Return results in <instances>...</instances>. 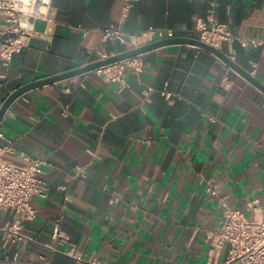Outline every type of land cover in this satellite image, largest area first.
Here are the masks:
<instances>
[{
  "label": "crops",
  "instance_id": "crops-1",
  "mask_svg": "<svg viewBox=\"0 0 264 264\" xmlns=\"http://www.w3.org/2000/svg\"><path fill=\"white\" fill-rule=\"evenodd\" d=\"M212 3L234 36L264 39V0H135L125 14L124 0H52L53 21L34 20L27 45L0 59V107L21 85L128 50L129 43L103 38L110 24L128 35L183 27V37L197 38L195 19L207 18ZM231 46L234 61L264 85V42ZM228 48L225 42L220 50ZM140 59L141 71L128 68L125 83L91 70L31 89L9 106L0 136L16 151L5 157L43 160L48 186L31 198L36 216L24 231L53 242L59 220L84 260L30 243L8 246L10 259L0 264H95L90 257L98 264H219L226 249L211 251L209 236L224 205L247 217L254 203L264 205V92L192 44L154 48ZM225 72L227 87L220 84ZM9 217L0 211V224Z\"/></svg>",
  "mask_w": 264,
  "mask_h": 264
},
{
  "label": "built area",
  "instance_id": "built-area-1",
  "mask_svg": "<svg viewBox=\"0 0 264 264\" xmlns=\"http://www.w3.org/2000/svg\"><path fill=\"white\" fill-rule=\"evenodd\" d=\"M135 0H124V14ZM213 4L207 18H196L193 30L202 42L221 49L223 43H228L226 54L234 60L235 49L231 46L237 41L243 47H255L264 42V39L236 37L226 23L218 21L213 15ZM52 0H0V17L4 22L0 24V59L7 62L14 53L21 51L28 43L32 34V24L36 19H50ZM27 21L30 25L25 24ZM183 27L176 29H162L148 27L139 34L128 35L118 25L110 24L103 29L104 39H115L131 44L130 48L139 47L154 40L184 36ZM129 48V49H130ZM108 56H102L103 59ZM142 62L140 54L130 56L109 64L101 65L92 71L102 76L107 81L125 83V72L128 68L141 71ZM227 71L231 68L227 66ZM226 71V72H227ZM220 79V84L227 87L230 79L227 73ZM151 88H147V94ZM167 99L172 94L163 92ZM16 151L13 141L3 142L0 136V211L8 212L10 217L0 224V244L3 255L2 261L9 260L6 251L8 246L20 244L26 247L30 243H39L33 235L24 231V225L36 216V211L31 205V198L35 195L45 196L48 190L43 178L44 161L20 152L27 161L25 164H16L8 160L5 155ZM82 170L78 169L77 174ZM208 191L215 192V187L210 183ZM59 221V220H58ZM54 224L51 238L53 242L39 243L53 252H63L74 259L84 260L82 252L69 241L68 237L60 230L59 222ZM211 251L217 252L226 249L225 259L219 264H264V205L254 203L252 216L247 217L241 209L224 205L221 221L209 236ZM68 244V248L62 246ZM17 258L15 253L13 259ZM45 263L48 258L40 257ZM92 263L98 264L96 257H90Z\"/></svg>",
  "mask_w": 264,
  "mask_h": 264
},
{
  "label": "water",
  "instance_id": "water-1",
  "mask_svg": "<svg viewBox=\"0 0 264 264\" xmlns=\"http://www.w3.org/2000/svg\"><path fill=\"white\" fill-rule=\"evenodd\" d=\"M175 43H188L195 45L197 47L206 49L212 53H214L217 57H219L226 65H228L233 71L240 74L244 78H246L248 81H250L252 84H254L258 89H260L262 92H264V85L256 79L253 75L249 73L246 69L242 68L240 65H238L233 59H231L224 51L217 49L213 46H210L198 38H190V37H183V36H177L173 38H165L160 40H155L152 42H149L147 44H144L139 47L130 48L126 51H123L121 53L110 55L103 59H97L95 61H92L90 63H87L83 66L76 67L74 69L65 71L63 73H59L56 75H52L49 77H45L43 79H37L31 82H28L24 85H21L20 87L16 88L14 91H12L7 98L4 100L3 104L0 107V122L5 114V112L8 110L9 106L12 104V102L23 93L40 87L44 85H48L60 80H64L70 77H74L83 73H86L88 71H91L101 65L109 64L124 58H128L133 55L144 53L148 50L158 48L161 46H166L169 44H175Z\"/></svg>",
  "mask_w": 264,
  "mask_h": 264
}]
</instances>
